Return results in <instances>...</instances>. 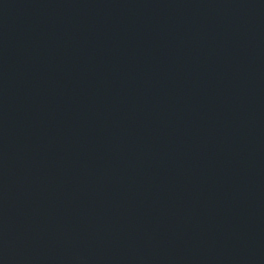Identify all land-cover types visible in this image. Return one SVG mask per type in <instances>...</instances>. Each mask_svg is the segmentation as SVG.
I'll return each mask as SVG.
<instances>
[{
  "label": "water",
  "instance_id": "water-1",
  "mask_svg": "<svg viewBox=\"0 0 264 264\" xmlns=\"http://www.w3.org/2000/svg\"><path fill=\"white\" fill-rule=\"evenodd\" d=\"M0 264H264V0H0Z\"/></svg>",
  "mask_w": 264,
  "mask_h": 264
},
{
  "label": "bare ground",
  "instance_id": "bare-ground-1",
  "mask_svg": "<svg viewBox=\"0 0 264 264\" xmlns=\"http://www.w3.org/2000/svg\"><path fill=\"white\" fill-rule=\"evenodd\" d=\"M194 1L195 0H190V2H194ZM199 1L202 2V0H199ZM188 26H189V33H190V42H192L194 40V38L196 37L197 27L201 30V32H203L205 30V26L204 25H197V20H194V19H191L188 21ZM152 41H154V40H151L150 42H152ZM159 48H162V47H159ZM116 133H117V131L114 128H110V129L105 131V134L107 136H113Z\"/></svg>",
  "mask_w": 264,
  "mask_h": 264
}]
</instances>
